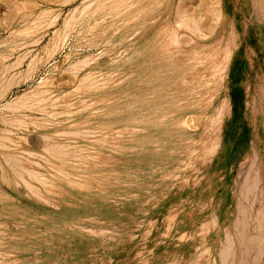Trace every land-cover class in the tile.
Masks as SVG:
<instances>
[{
    "label": "rangeland",
    "instance_id": "374dc122",
    "mask_svg": "<svg viewBox=\"0 0 264 264\" xmlns=\"http://www.w3.org/2000/svg\"><path fill=\"white\" fill-rule=\"evenodd\" d=\"M88 1L0 0V68L23 59L6 97L0 82V264H264V0H188L206 37L162 8L159 41L136 15L84 17ZM194 42L204 83L179 73ZM24 93L52 95L58 116L6 122Z\"/></svg>",
    "mask_w": 264,
    "mask_h": 264
},
{
    "label": "bare ground",
    "instance_id": "6f19581e",
    "mask_svg": "<svg viewBox=\"0 0 264 264\" xmlns=\"http://www.w3.org/2000/svg\"><path fill=\"white\" fill-rule=\"evenodd\" d=\"M131 1L132 2H130V0H92L91 3H90V1H88L90 4L88 3L86 8L87 9L89 8L88 9L89 11L87 12V14L85 13L84 17L88 16L90 18V17H93L94 14L96 13V16L99 17L100 23L108 22L111 24H116V23L123 22L122 25L124 26L125 23L129 20L131 15H136V21H137L138 25L145 26L144 24L150 23V26H149V28H147V31L146 32L142 31V36L143 37L144 36H150V37L153 36L154 37L153 39L155 41H159L160 36L163 35L164 32H163V30L162 31L158 30L157 27L159 26V22H160L159 16L161 13H163L160 10L162 8H164L165 9L164 15L172 16L171 20L173 23L188 28V30H190V32H192V34L194 33L196 35L203 36V37L207 36L204 34V32H205L203 30L204 27L200 24V20H201V18L199 16L200 12H198L197 9L194 8V6L188 7V5H187L188 3L191 4L192 3L191 1L189 2L188 0H179L178 2H175L174 0H167L165 4H161L160 0H131ZM260 1L263 2V0H260ZM135 2H137V3H135ZM159 2H160V4H159ZM216 2L218 4L220 3L219 1H216ZM201 3H202L201 7H202L204 14H208V12L215 10L214 6L216 5V3L211 4V5L207 1L201 2ZM93 4H94V6H93ZM140 13H143L145 16L142 20L139 21L140 16L138 14H140ZM78 16H80V15H78ZM75 19H76V10H73L64 20V23H63L61 29H59L58 31L55 32L54 36L55 37L63 36L62 37L63 41H65L66 38L68 37L69 33H70V30L73 27ZM165 19L166 18H164V20ZM118 30H119V27H118ZM168 30H171L170 33H171V35H173V37H175L177 39V43L183 42V40L180 37V33L177 32V30H175V29L172 30L171 28H169ZM217 30H215V31L213 30V32L216 33ZM140 31H141V29H140ZM208 33L210 35L211 30ZM181 35L185 36V34H181ZM263 35H264V30H263ZM221 39H222V33L217 34L215 40L220 41ZM187 41L189 43L193 42V39H192V37L190 38V35H189ZM175 43H176V41H175ZM201 47H202L201 44L196 43V42L193 43V47H191V52H190V56H189V60L191 62V64H189V66H188L189 70H182V71L179 70V73L182 76H185L186 74L191 73L193 75L192 79H191L192 81H198V78L203 76V83H204V82H206L205 75L201 74V73H204V71L198 70L200 67H202L201 61H200V60H202V58H200V51H199V49H201ZM163 50H165V49L162 48L161 51H163ZM172 54L173 53L170 52L166 56H168V55L171 56ZM211 61L214 63L213 65L216 64V60L214 58ZM82 62L84 64V63H87L89 61L85 60ZM22 65H23V59L18 58V60L15 61L13 64L0 68V82L7 81V84H8L7 87H5L1 97H6L8 95V93L10 92V90H11L10 86L12 85L13 77L16 75L15 73H13V71H17L18 69H20L22 67ZM28 67H29V69L27 71L26 76L23 78L24 80H26L32 74V70L30 69V66H28ZM179 67H180V65H178L177 67L175 65L176 69H178ZM217 67H219V66H217ZM203 70H204V68H203ZM89 79H90V75H85L82 77L81 83L88 82ZM10 83H11V85H9ZM51 100H52V95H50L49 93L48 94L42 93L40 95H38V93H37L36 95H34V97H32L30 99L28 98V93H24L22 95H17L15 97L11 98V100H9L6 103V105L4 104V107L9 110V113L7 114L8 118H6L5 121L8 123H10V122L19 123L18 121H20V122L24 121V119H26V118H31V117L34 118L38 114H42L44 112H47L46 106L49 103V101H51ZM222 107H223V105H222ZM58 112H59L58 110L54 109L51 112H47V113L50 116H58L57 115ZM216 116L217 117L221 116V111L218 109L216 110ZM21 124H23V123H21ZM178 125L181 127L180 128L181 134H183L185 130L192 131L191 129L194 127L191 124V119H189V118H185V119L180 118L178 120ZM182 130H184V131H182ZM194 142H195V138L193 137V135H191V136H189L186 148H185V146L181 147L184 143H180L178 149L179 150L188 149V155H192L193 151L196 150V148L194 146ZM47 146H48L47 150L48 151L50 150L49 153L53 154L54 156H58L62 160H68L73 155V151L69 150V147H67L65 145H60L56 142H51V143L47 144ZM214 147H216V146H214ZM208 148H211V147H208ZM20 162L22 163V161H20ZM73 162H75V161H73ZM17 166H18V164H17ZM23 169L26 170L25 168H23ZM28 169L29 168H27V170ZM27 170H26V172H27ZM37 175L38 174H35L34 172H31V170H30V176L32 178H37ZM39 176L42 177L41 175H39ZM26 183H27V181H26ZM242 223H243V221H242ZM227 237H229V236H227ZM228 242L230 243V241H228V239H227V241L223 242V244H224V246H223L224 249L222 250L223 257L227 256Z\"/></svg>",
    "mask_w": 264,
    "mask_h": 264
}]
</instances>
